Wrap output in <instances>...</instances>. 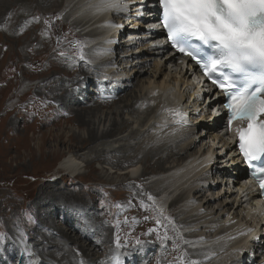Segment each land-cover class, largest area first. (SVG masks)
Returning a JSON list of instances; mask_svg holds the SVG:
<instances>
[{"label": "rangeland", "instance_id": "obj_1", "mask_svg": "<svg viewBox=\"0 0 264 264\" xmlns=\"http://www.w3.org/2000/svg\"><path fill=\"white\" fill-rule=\"evenodd\" d=\"M15 2L17 0L0 2V15L4 10H8L7 18H0V233H6L2 225L5 226L10 239L0 245V264H74L72 261H67L66 256H74L77 264L81 262L85 264L84 257L77 259V256H84L82 248H85L86 256L94 258L93 260L98 261L108 257L112 259L117 252L123 253L126 247H136L137 239L144 242L139 247V255L142 253L144 255L133 256L134 260H131L130 256H121L124 264L131 261L139 264H186L188 259L195 260L186 256L187 241L172 219L173 213L169 217L166 206H160L157 197L154 196L157 206L154 208L152 201L136 195L131 190L136 188L137 193L144 194V197L146 191L147 194L152 195L146 184L148 181L160 179L163 175L158 174L159 177L156 178L152 174L149 177L154 180H145V177L153 171L147 168L143 178L134 181L131 180V173L128 174L125 170L128 168V163L124 162L123 166L119 167L112 165V160H115L117 154L114 156L109 154L108 159L93 158L97 149H109L112 146L119 148L126 144L124 137L128 135L131 127L122 130L127 132L121 140H118L121 136L119 130L107 140L96 144L82 143L79 139L88 136L89 125L81 123L76 112L88 111L93 114L97 111L106 114L112 111L113 116H117V106L120 105V108L126 104L123 117L137 121L133 115L128 114V98L120 99L116 106L95 104L94 101L98 102L96 97L74 101L83 97L82 92L85 89H81V86L87 84L83 82L84 80H88V83L93 80L94 84L90 85H93L95 96L101 93L107 94L108 86L97 82L101 73L94 72L91 74V79L83 78L75 82L79 74L90 75L87 68L90 67L88 64L91 63V58L87 56L85 49L91 41V36L84 32L79 33L85 28L75 26L70 20H66L62 3L60 6H51L49 3L40 2L34 10L30 4H27L23 12H20L19 9H11ZM22 13L24 18L21 16ZM75 14L77 15V13L71 15L72 18L76 17ZM33 17H38L39 20H33ZM44 20L50 21V24L45 25ZM65 24L69 25L72 31L65 36H59L58 32ZM77 40L84 42L83 61L79 58L72 59L76 52L73 44ZM61 52L66 53V57H62ZM150 67L154 68L153 62ZM101 70L103 72V68ZM165 72H168V66ZM48 78L55 79V85L46 84ZM66 96L69 98L68 101H65ZM74 103L84 105L76 108L71 106ZM142 114L144 113L138 111L134 113L135 117ZM144 115L143 119L148 115L153 121L164 117L162 113L161 117L156 116L154 119L150 113ZM109 126L110 124H106L102 129H108ZM143 138L150 140L147 135ZM211 140L212 137L207 136L204 142L209 144ZM140 141L141 139L136 140V142ZM108 144L110 147H107ZM71 155L77 156L76 158L82 162L84 168L79 175H70L61 168L62 163ZM96 161H100V164ZM101 161L109 165L107 169L102 167ZM136 163H138L136 171L139 174L144 166L139 160ZM219 166L229 170L225 165ZM174 172L175 170L170 171L168 175L174 176L176 174ZM94 177L96 178L93 179ZM53 184L56 186L58 184V188L54 190ZM119 185L122 186L118 187ZM226 196L228 194L217 202L225 201ZM164 198L165 196L160 197L161 200ZM168 198L170 201L174 196ZM82 199H87L91 203H81ZM122 199L125 202L123 205L120 202ZM128 199L148 205L143 209L142 206L138 204L136 206V203L129 202ZM33 202L36 209L38 208L37 214H40V218L36 215ZM27 204L29 209L26 210ZM72 205L78 207L77 213L69 210ZM160 208L163 209L162 215L159 213ZM175 208L177 212L178 208ZM29 216L37 218L36 221L30 223ZM145 216L149 219L144 220ZM157 219H160V225L156 224ZM13 220L18 225L13 226L11 223ZM78 227L83 231H77ZM149 228H157L160 236L167 232L168 239L164 241L158 239L157 233L148 232ZM84 232H88L89 236L96 235V242L103 240L104 243L96 246L93 242L84 240ZM21 234H26L24 241H19ZM117 234L125 245L119 250L115 246ZM75 239L80 247L72 241ZM164 244L170 247L164 249ZM111 264H114V261Z\"/></svg>", "mask_w": 264, "mask_h": 264}, {"label": "bare ground", "instance_id": "obj_2", "mask_svg": "<svg viewBox=\"0 0 264 264\" xmlns=\"http://www.w3.org/2000/svg\"><path fill=\"white\" fill-rule=\"evenodd\" d=\"M1 1L2 0H0V2ZM132 1L133 0H128V3H131ZM40 2L49 3L51 6H57V5L60 6V4L62 3L63 5L66 6V11H67V13L65 15L66 20H68V21L70 20L71 23L74 24L75 26H78L80 28H82V27L85 28L84 30L81 29L80 32H84V33H86V35L89 34L90 36H95V35L100 34V29L98 28V26L101 22V19H100V17L97 16V12H95L93 9L88 7V5H89L88 0H63V2H61V0H17V2H15L16 4L14 6H12L11 9L12 10L19 9L20 12H23V9L26 7V5L30 4L32 6V10H34L36 8V5H38V3H40ZM150 6H152V5L150 4ZM61 7H62V5H61ZM130 8H131V6H130ZM144 10H146V9H144ZM144 10L139 9V11L137 13L136 20L132 21V22L138 21V23H137L138 26L136 28L135 33L137 35L136 37H138V40H140V43L138 45L142 46V47L145 44V39H142L141 37H139V35H141L140 31L145 30V25L150 23V18L146 17V13ZM6 11H8V10H4V12H2V14L0 15V18H5V19L7 18L8 15H7ZM130 11H134V8L132 7L130 9ZM28 13H30V12H28ZM74 13H77L78 17L75 14L77 18L76 17L72 18L71 15ZM21 16L24 18L23 13L21 14ZM134 16H136V14ZM115 18L118 20V16H115ZM16 21H17V19H16ZM20 24H22V23H20ZM127 32L128 31H126V29H124L119 34V40L122 41L120 43V48H123L126 44L125 37L127 35ZM84 38H86V37H84ZM95 39L96 38H93L94 41H95ZM94 43H96V42H94ZM97 47L98 46L96 44H93V45H88L87 49H85L87 52V56L91 58L90 61L91 62H92V60L95 61V62L91 63V64H93V66L95 68V71H94L95 73H97V69H99V66H101L102 64H105L107 62H111L109 60L106 62H101V60L98 61L97 59H95V58H98L99 56L108 55V52L105 51L107 49L105 46V42L103 44L104 50L100 51V52L98 51L97 56H95V52H96ZM139 58L141 59V62H142V66L140 68H138L137 65H135V64H130L129 67L131 69L122 73L124 75V74H128L131 70H134L133 76L129 80L128 79L125 81L121 80V82H122L121 86L118 89H115L113 93H111L109 90H107L108 96L114 95L112 99H105L104 97H100V98H98V102L91 100V102L94 101L95 104L101 103V106L110 105V104L116 106V104L118 102H120L119 101L120 99L128 98V114L130 113L131 115H133V117L136 118L137 121L135 122V120H131L129 117H123L122 113L125 111V108H126L125 105L126 104H124V106H122L120 108H119L120 105L117 106L116 113H117L118 117L113 116L112 111H109L106 114L104 112L100 113L97 111H94L93 114H90L91 112H88V111L76 112L78 115V118H79L78 120L81 123L89 125V126L87 125L89 127L88 128L89 131L87 130L88 136L85 138L81 137L79 139L82 140V143L93 142L96 144V143H99L101 141L107 140L108 137L113 136V134L118 130L120 132H122V130H126L127 128L131 127V130L129 131L128 135L124 137V139L127 141L126 144L119 146V148H112L111 147L109 149H97L94 151L95 155L94 156L92 155L93 158L96 159L98 157H101L103 159H108L109 154H111L113 156L117 154V157H115V158L113 157L115 159V160H112L113 166H117V167L123 166L124 162H126V163H130V165H131L128 168H132V171H134V170H137L136 164H138V163H136V161L139 160L144 166L142 173H141V174H143L142 176H144L146 174L147 168L153 170L150 172V174L163 175L158 180L148 181V183L146 184V188H148V190L151 193H153L154 195H157V196H161L163 194L168 195V197H170L172 195L174 196L173 200H170L168 202V209L169 208L175 209V212H173L174 220L177 222L179 227H181L180 229L185 231L184 236L190 237V239H191L190 243L194 242L193 241L194 238L191 236H196L197 233H193L192 235H190L189 232H191L195 229L196 230L202 229V219L204 218L203 215L206 214V212H201V213L198 212V206L196 205L198 200L200 201V205L202 207H206L207 210H211V211L217 212L219 214V217L216 218L214 220V222H219V224L217 226V230L221 229L220 233H225L226 230L224 228L228 227L230 223L235 224V225L238 224L239 226H241L243 224L242 229L246 228L245 216L240 215L241 210L239 211L238 209H235V212L232 213L231 217L226 218V212H230V211H228V205L227 204L225 205V203L233 202L232 204H234L235 201L237 200L238 196H239V193L237 196V195H235V192L236 191L239 192L240 188H243L241 181H239L238 185L235 186L236 189L234 188L232 190L233 185H234L235 181H237L238 177L234 178L235 181L233 184L226 182L224 184V186H226L227 188H224L222 191L213 193L212 197L209 198L206 195L199 194V193L204 194V192H205L204 188L193 189L192 184H189V185L184 184L182 182V180L177 176V174H175L174 176H171L172 174L170 176L168 175V172L173 171V168L175 167V165H180L181 175H186V177H189L191 175V172H193V173L199 175L203 181H207V183L209 181V186L207 184L208 187L215 186L212 183L213 181L211 180V178L209 176L210 174H212V179H213L214 175L217 176L218 173L221 176H223V178H228L230 173H229V171L225 170L224 168H219V166L216 167L217 171H213L214 162L218 159L217 158L214 159L213 154H212V156L210 157V159L208 160V162L206 164V160H207V158L211 152L206 153L200 146H198L199 143L204 139V136L209 134L212 137V140L214 142H216L217 145H220L219 150H221L224 147V150L227 149V153L231 154L232 152H235V149L231 148V143L229 142V140L222 138L220 136V134L218 135L217 133H215L213 131H210V132L204 134V136L202 137L200 131L196 132L195 128L191 129V130H186L183 132V129L167 128L166 126H164V123L167 120V111H169V109L171 107H175V103L178 101V98L176 99L174 104H172V103L169 104L170 102H166L163 105L161 113L164 115V117L161 120L158 118H156L154 120V121L159 122L160 126L158 124H156L155 122H153L152 119H149L148 115L145 117V119H143V117L145 116L144 114H146V113H150V115L155 114V117L159 116L161 113L159 112L158 109L156 111L154 110L155 111V112L153 111L154 113L151 112L153 110L152 105H150V104L143 105L141 103V99L145 98V97H147V98H160L162 93L160 92V90L153 93V92H151V90L144 91V89H142V88H145L148 86H153L154 84H158V88H162L165 91L166 88H168V86L170 85L171 80H173V81H176V82L179 81L182 84H185V88L187 89L189 86H191L192 82H191V75H189L188 73L182 72V70L179 69V67H177L175 70H170V71H175V72H170V75H167V76H170L171 79H169V80L163 79V78H165V77H163L162 78L163 80L161 79L162 80L161 81L160 78L162 77V75L165 74L163 71V68L166 69L167 62L166 61L163 62L164 65L162 67V60H164V59L162 58V56L159 54V52L157 50H154L149 45H148V47H143L142 52L139 54ZM121 60H123V59H121ZM152 61L154 63V69L152 68L153 73H150V72L148 73V70H150V68L148 66L151 64ZM111 69L112 68L109 67V70H111ZM125 69H126V67H123L122 69L118 68V69H116L115 74H118V73L120 74L121 71L125 70ZM87 70H88V68H87ZM105 71H108V69H106ZM147 73L149 74L148 76L146 75ZM108 75L111 77L110 74H108ZM83 78H88V77H87V75L79 74L77 79H75V82H78V81L82 80ZM113 78L114 77H111V81L113 80ZM54 80L55 79L48 78V81L46 82V84L55 85ZM83 82L88 83L89 81L84 80ZM56 84L59 85L58 83H56ZM192 86H193V84H192ZM136 87H139V91L141 94L143 92L142 95H139L138 93H136V91H137ZM190 89L193 90L194 86L191 87ZM196 92H200V89L196 90ZM196 92H195V94H196ZM85 96L80 97V99L77 98L74 101L76 102L79 100H83L85 98ZM88 97L91 99L90 95H88ZM191 97H193L191 102H182V103L188 104L189 105L188 109H190L191 111H196L200 107L198 114L201 115V118L199 120L196 119L195 123L193 122V124H196V126L197 125L200 126L202 123H204V120H206L208 118V116H207V112H206V110H207L206 106H204L202 102H199L198 99L204 98L206 96L200 95V96H198L197 99L194 98V95ZM68 100H69V98H68V96H66L65 101H68ZM158 104H160V102ZM80 105L83 106L84 104H82V103L71 104V106H74L76 108H79ZM85 106H87V105H85ZM99 109H101V108H99ZM136 111H138L139 113H144V114H142V116L140 115L138 117L137 116L135 117L134 113ZM103 114H105V115H103ZM106 124L107 125L110 124L109 128L108 129H104V128L102 129V126H105ZM132 124H134V125H132ZM140 126L143 127V129H141ZM208 128H210V127L208 126ZM211 128H213V129L217 128L218 129V126L216 124L215 126H213ZM144 135H147V137L150 138V140L149 141L145 140L143 138ZM200 137H201V140H199ZM138 139H141V141L136 142V140H138ZM195 139L199 140V141H194ZM203 145L204 144H202V146ZM205 145H206V143H205ZM97 148H99V147L97 146ZM208 149H210V148H208ZM217 151H214V152H217ZM203 155H206V158H202ZM76 157L74 155L68 156L67 159L65 158L66 161L64 160L65 162L62 163L63 165L61 166V168L65 172L70 173V175L71 174L79 175L82 172V169L84 168L82 165V162H80L79 159ZM225 157L226 156L223 153V155H221V157H219V158H222L226 162ZM113 158H110V159H113ZM187 160H189V162H188L187 166H184V163ZM198 160H201V162H198ZM171 163H172V165H170ZM148 164H149V166L147 167ZM205 164H206L205 167H206L207 171L204 174V173H202V168ZM236 165H237V163L235 164V167H236ZM229 169H231V167H229ZM239 169H240V167L238 168V170ZM240 171H242V169H240ZM127 172H124V173H127ZM166 173H167V175H166ZM122 174H123V172H122ZM128 174H130V173L128 172ZM240 176H241V174H240ZM53 185H55V186H53L54 190L56 188H58V184H57V186H56V184H53ZM176 186H178V187H176ZM228 191H231L230 195L226 196L228 199L225 202L224 201L218 202L219 204H217L216 206H213L216 203L215 201L220 199L223 194L228 193ZM53 195H55V194H53ZM196 196H197L198 200H197ZM75 198L77 199V197H75ZM64 199H65V195H64ZM66 199H67V197H66ZM80 202L81 203L88 202L89 204L91 203L87 199H82ZM43 206H45V205H43ZM218 206H221L222 211H220V212L215 211L216 210L215 208ZM50 207H51V205H50ZM175 207L178 208L177 212H176ZM42 208H45V207H42ZM232 209H233V207L230 210H232ZM169 214H170V212H169ZM54 224H55V222H54ZM61 230L63 231V229H61ZM77 231H83V230L78 227ZM208 231L214 237H216V230H208ZM84 233H85L84 240H87L89 242H93L96 246H99L100 243H104L103 240L96 242V235L89 236L88 232H84ZM203 234L204 233H202L200 236H198L199 239L196 238L197 242L198 241L200 242V239H201ZM240 236L242 237V234ZM72 241L74 242V244H76L78 247H80V244L76 241V239L72 240ZM61 246H62V244H61ZM208 249L213 250V249H217V248L216 247H210ZM82 250H83L84 256H77V259L84 257L86 260L85 264H111V262L113 261V258L111 259L110 257L101 258L98 261L93 260L94 258L92 259L91 257L86 256L87 253L85 251V248H82ZM128 251H131L130 257H131V259H133L132 256H135L134 252L138 251V249L136 247H129V248L126 247L124 249L123 253L128 252ZM186 252H187L188 256L196 257L199 260V263H202L203 260H205L207 255H208L206 246H198V247L189 246V248L186 249ZM123 256H128V255H123ZM258 258L260 259L261 256H258ZM65 259H67V261H70V262L72 261L74 264H77V262H75L74 256H66ZM251 263H252L251 259H246L244 264H251Z\"/></svg>", "mask_w": 264, "mask_h": 264}, {"label": "snow or ice", "instance_id": "obj_3", "mask_svg": "<svg viewBox=\"0 0 264 264\" xmlns=\"http://www.w3.org/2000/svg\"><path fill=\"white\" fill-rule=\"evenodd\" d=\"M157 4L162 10V27L171 47L194 60L204 76L228 98L223 105L228 126L231 128L234 121L244 123L245 126L235 129L239 153L252 167L264 194V167L254 164L264 158V0H157ZM88 7L97 13L130 14L127 0H89ZM33 20L39 18L33 17ZM43 23L49 25L50 21ZM108 26L120 27L112 21ZM73 47L76 52L72 59L83 61V43L77 40ZM60 55L66 57V53ZM103 79L108 77L105 75ZM170 112L177 124L186 123L187 114L180 108ZM147 200L157 207L153 195L147 194ZM69 210L77 213L78 207L72 205ZM159 213L163 214L162 208ZM29 222L34 223L35 219L29 216ZM156 224H161L160 219ZM148 232L158 234V229L149 228ZM24 235H20L19 241H24ZM8 239L6 233H0V245ZM158 239L167 240V232L158 234ZM143 243L139 239L135 241L137 248ZM115 246L117 250L125 247L119 234L115 237ZM123 255L130 256L131 251L117 252L114 264H124ZM186 264L199 262L188 259Z\"/></svg>", "mask_w": 264, "mask_h": 264}, {"label": "trees", "instance_id": "obj_4", "mask_svg": "<svg viewBox=\"0 0 264 264\" xmlns=\"http://www.w3.org/2000/svg\"><path fill=\"white\" fill-rule=\"evenodd\" d=\"M59 33L62 35L70 34V28L64 26Z\"/></svg>", "mask_w": 264, "mask_h": 264}]
</instances>
